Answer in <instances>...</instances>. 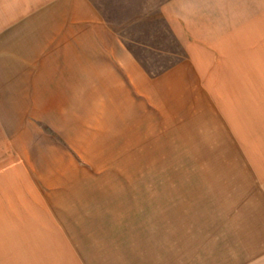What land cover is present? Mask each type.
<instances>
[{
  "label": "rangeland",
  "instance_id": "rangeland-1",
  "mask_svg": "<svg viewBox=\"0 0 264 264\" xmlns=\"http://www.w3.org/2000/svg\"><path fill=\"white\" fill-rule=\"evenodd\" d=\"M116 40L151 74L194 54L197 103L184 71L148 104L103 89ZM240 162L264 163V0H0V264H264L197 233Z\"/></svg>",
  "mask_w": 264,
  "mask_h": 264
},
{
  "label": "crops",
  "instance_id": "crops-1",
  "mask_svg": "<svg viewBox=\"0 0 264 264\" xmlns=\"http://www.w3.org/2000/svg\"><path fill=\"white\" fill-rule=\"evenodd\" d=\"M241 25L247 27L246 23H241ZM235 26H239V24ZM227 38V36L224 37L225 42ZM234 41L236 40L234 39ZM111 48V53H109L107 57H104L101 62L102 83L104 84L102 88L106 91H108V89H114L115 87V89L124 88L125 90V82L127 81L126 78L128 75L130 81L134 85L135 93L144 95L148 100L146 104L152 103L155 97H163V95L166 96L168 93L172 92L174 89L172 80L173 74L178 73V71H184L183 73H187V75H194V80L192 81L193 86L189 88H185L187 85L186 82L183 81L180 83V85L184 87L181 89L186 91L185 95L183 94V99L180 104L185 103L183 106L185 108L186 105L190 104V100H193L195 104L197 103L195 99L196 91L200 90L199 82H197V73L205 75L206 71H201L198 69L197 65L195 66L196 62L193 60L194 54H190L185 60L177 63V65L171 69H167L161 73L151 74L143 67L140 61L137 60L135 53L125 47L123 43L116 40L112 43ZM113 59H118L125 65V67L118 66L119 69H122V74H125V78H121L122 80L118 78L119 75H114L116 80L108 76L110 72L109 63H114ZM112 67L113 72H115L113 65ZM209 75L210 73H206L205 76ZM109 78L113 82H110ZM202 85H204V83H202ZM214 85L215 83H213V86ZM205 89L209 90V87H205ZM214 90H216V87ZM188 91H193V99L190 98V93H188ZM230 129L233 131L234 135H236L235 133H239L235 127ZM245 131L247 133V128ZM243 132L244 131H240V136H238L241 140V146L234 147V149H227L231 147L229 146L226 148L227 150L217 151L219 152L218 154L223 156L248 154V137H245L247 134ZM229 138L231 139L232 136ZM202 152L203 151L199 150L197 154H203ZM226 160H231V158ZM258 164L260 166H253L252 169L249 163L240 162L239 164H228L229 166L227 168L232 170L231 173H233V175L230 178L222 177L220 181H217V183L219 182L221 183L220 185L223 186V191L221 194L214 195L212 205L206 208V215L204 217H199L198 221H196L197 228L199 229L197 231L198 234L202 235L201 233H209L211 235H229L231 236V241L236 245H241V249H264V246H261L263 245L261 239L255 237L256 234H264V163ZM258 167H261L259 168L260 170L257 169ZM248 219L250 220L248 221ZM182 220V227L185 228L187 225L186 217L185 222L184 217ZM204 220L206 221L204 222ZM193 224H195V222H193ZM202 228H204L205 231L202 232ZM254 228L258 230H254ZM235 235H239V241L233 237Z\"/></svg>",
  "mask_w": 264,
  "mask_h": 264
}]
</instances>
